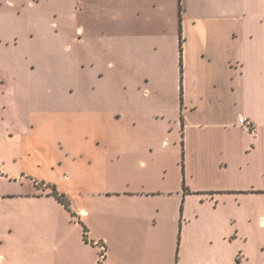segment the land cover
Returning a JSON list of instances; mask_svg holds the SVG:
<instances>
[{"label":"rangeland","instance_id":"1","mask_svg":"<svg viewBox=\"0 0 264 264\" xmlns=\"http://www.w3.org/2000/svg\"><path fill=\"white\" fill-rule=\"evenodd\" d=\"M17 1L21 13L11 44L0 45V264H264V196L223 203L217 210L206 204L192 207L189 213L198 223L180 249L182 237L179 230L174 236L170 213L175 196L136 202L112 195L128 184L122 162L128 152L121 131L125 120L114 99L112 119L101 123L107 126L106 140L96 139L101 121H95L91 97L94 91L116 97L127 85L96 81L89 50L79 51L72 0H41L32 7L30 0ZM160 53L145 51L144 59L160 63ZM118 57L114 50L112 59ZM139 179L134 175L129 187ZM155 180L162 182L161 173ZM156 181L145 183L152 187ZM54 186L70 210L53 194ZM30 192L44 196L1 198ZM156 205L162 208L157 226L125 218L135 207L141 213ZM82 207L89 219L80 217ZM119 214L121 220L111 223ZM207 221L211 229L205 237L200 225ZM88 222L94 226L91 238L105 239L109 247L104 257L105 246L84 240ZM220 226L229 233L225 239ZM232 226L239 234H232Z\"/></svg>","mask_w":264,"mask_h":264},{"label":"crops","instance_id":"2","mask_svg":"<svg viewBox=\"0 0 264 264\" xmlns=\"http://www.w3.org/2000/svg\"><path fill=\"white\" fill-rule=\"evenodd\" d=\"M40 1L30 0L29 5ZM17 2L0 0V24L5 27L0 45L11 44V29L21 13ZM72 3L79 51L89 50L96 81L127 85L116 97L108 91H94L91 97L95 121H101L96 139L106 140L102 131L107 126L101 123L108 116L112 119L114 99L120 101L119 117L125 120L121 131L128 152L122 162L128 184L112 195L136 202L150 196H175L177 203L170 213L174 236L179 230L182 237L180 249L186 236L190 240L189 228L198 223L189 213L192 207L206 204L217 210L223 203L256 202L264 196V0ZM114 50L119 52L117 60L112 59ZM145 51L161 52L162 62L145 61ZM133 54L143 63H133ZM242 115L252 126L239 123ZM171 141L174 146L168 150ZM134 175L142 182L129 187ZM147 180L156 183L147 186ZM43 191L50 195L49 190ZM32 193L1 198L44 196ZM153 209L140 213L135 207L125 218L139 217L157 226L162 208ZM79 211L81 218L89 219L85 207ZM120 220L119 214L110 221ZM85 225L84 240L105 245L107 252L105 239L91 238L94 226ZM210 229L208 221L201 222V234L208 237ZM232 231L239 234L234 226ZM228 236V231H221L222 239Z\"/></svg>","mask_w":264,"mask_h":264},{"label":"trees","instance_id":"3","mask_svg":"<svg viewBox=\"0 0 264 264\" xmlns=\"http://www.w3.org/2000/svg\"><path fill=\"white\" fill-rule=\"evenodd\" d=\"M181 46H182V41H181ZM54 191H53V194L57 197V199L60 201V202H62V203H64L65 205H66V207H67V209H69L70 210V206H69V201L65 198V195L64 194H60L58 191H57V189L55 188V186H54V189H53ZM87 226L86 225H84V232H85V239L87 240ZM102 246H105V245H102ZM105 251H106V247L103 249V251H102V253H101V255L104 257L105 256Z\"/></svg>","mask_w":264,"mask_h":264},{"label":"built area","instance_id":"4","mask_svg":"<svg viewBox=\"0 0 264 264\" xmlns=\"http://www.w3.org/2000/svg\"><path fill=\"white\" fill-rule=\"evenodd\" d=\"M239 123L242 125L252 126V121L244 115L239 117Z\"/></svg>","mask_w":264,"mask_h":264}]
</instances>
